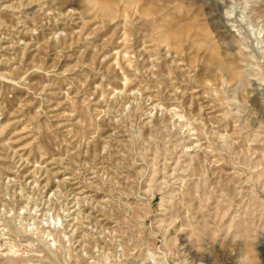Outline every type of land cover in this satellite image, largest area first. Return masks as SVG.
<instances>
[{"label": "rangeland", "instance_id": "1", "mask_svg": "<svg viewBox=\"0 0 264 264\" xmlns=\"http://www.w3.org/2000/svg\"><path fill=\"white\" fill-rule=\"evenodd\" d=\"M0 264H264V0H0Z\"/></svg>", "mask_w": 264, "mask_h": 264}]
</instances>
